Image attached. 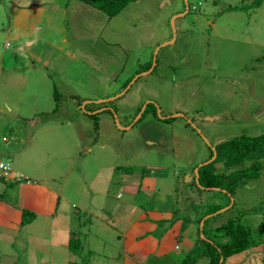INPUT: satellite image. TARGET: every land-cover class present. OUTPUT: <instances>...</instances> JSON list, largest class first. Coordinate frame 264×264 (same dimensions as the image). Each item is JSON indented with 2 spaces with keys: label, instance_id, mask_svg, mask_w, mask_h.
Returning <instances> with one entry per match:
<instances>
[{
  "label": "rangeland",
  "instance_id": "obj_1",
  "mask_svg": "<svg viewBox=\"0 0 264 264\" xmlns=\"http://www.w3.org/2000/svg\"><path fill=\"white\" fill-rule=\"evenodd\" d=\"M4 3L12 8L13 1ZM188 3L189 12L175 21V41L162 46L173 39L172 19L186 10L185 0H140L130 3L114 18L76 2L78 6L70 11L67 27L70 43L84 53L77 58L85 68L81 76L85 86L77 88L80 99L75 103L60 92L62 100L55 112L53 93L59 92L61 84L52 81L58 72L52 67L39 69L36 78L45 74L38 83L47 79L49 88L40 93L38 86L39 98L30 106H21L10 114L8 107L0 110V161H9L12 173L18 176L23 173L33 181L48 179V184L63 191L65 198L63 202L57 199V204L62 202L64 208L70 209L62 219L64 226L71 218L72 229H77L76 217L87 204L97 212L92 214L94 219L85 216L88 222L82 230L83 249L80 253L72 251L76 256L72 260L67 258L73 254L61 249L51 259L55 240L44 218L18 230V235L13 234L14 229L3 233L4 226L0 225V264H133V250L127 248L131 241L125 236L128 226L118 218H111L109 224L98 210L107 205L105 191L110 197L125 199V178L130 177L132 183L128 185L137 193L141 184L138 177L144 168H150L153 174L155 167L169 170L165 179H158V192L159 200L170 203L172 208L151 212L160 218L158 237L147 235L146 240L152 241L158 253L161 241L176 256L174 262H181L193 248L200 227L198 217L224 203L226 194L234 195L236 205L230 207V202L211 211L208 215L217 214L212 220L214 226L241 215L243 222L264 228V157L261 175L248 181L243 176V185L234 193L220 187L203 191L195 177V169L212 151L209 144L218 146L242 136L264 134V3L258 9L244 8L251 0ZM65 29V25L52 28V37L58 43L64 41ZM159 46L154 70L126 90L132 79L152 66ZM62 60L66 68L74 64L73 58ZM10 79V83H16ZM21 85L23 82H17V87ZM113 96L118 98L108 102L111 112L108 109L94 114L97 116L89 114L100 110L98 101ZM148 101L151 102L143 116L131 126ZM158 109L164 116L179 110L195 127L182 117L164 120L157 114ZM16 151L21 153L16 155ZM61 158L63 164L57 168ZM212 163L215 170L227 175L236 169H228L222 161L209 164ZM194 179L201 188L194 185ZM76 184L81 189L86 187L83 197L70 192ZM7 187L8 183L0 179V192ZM253 208L256 211L245 212ZM28 251L43 255V260L36 256L31 260L22 258ZM250 252L257 254L253 248ZM260 252L264 259V244ZM15 255L21 258L14 260ZM156 260L159 263L165 259L154 257L151 264ZM207 262L208 258H203L198 264Z\"/></svg>",
  "mask_w": 264,
  "mask_h": 264
},
{
  "label": "crops",
  "instance_id": "obj_2",
  "mask_svg": "<svg viewBox=\"0 0 264 264\" xmlns=\"http://www.w3.org/2000/svg\"><path fill=\"white\" fill-rule=\"evenodd\" d=\"M6 1L8 0H0V110L5 111V108L8 107V113L10 114L14 110L20 109L21 106L27 107L36 101L39 98L37 87L40 86V93L49 88L47 79H42L38 83V78L45 73L39 75L37 78L36 74L39 69L49 67H52V71L58 72V74L56 73L58 77L53 79L52 82H55V85L57 83L61 84L60 88L57 87L59 89L58 93L52 92L53 96H56L57 102L54 111L58 110V106L62 100L60 92H63L62 94L67 99L70 98L75 103H78L80 98L77 94V88L85 86V81L81 79V76L85 75V68L78 64L77 58L84 56V53L80 51L79 47H73L70 43L67 26L70 24V11L75 5L78 6L76 2L79 1L42 0L35 2V0H10L13 1L11 9L5 5L4 2ZM57 25H65L66 28L65 33L62 34L64 37L62 43H58L52 37L53 32L51 30ZM63 57L73 58L74 64L68 65L70 68H66L64 62H62ZM29 63L32 64L31 67ZM90 71L93 72L92 69ZM9 79L15 80L16 83H10ZM17 82H23V85L17 87ZM31 90L34 91L32 92ZM156 143V141L151 142L154 145ZM20 153V151L15 152L16 155ZM62 159L57 163V168ZM145 169L148 171L147 174L144 173ZM149 169L144 168V171L138 177V181L141 184L137 193L136 191L134 192V188H130L128 185L132 183L130 177L123 179V185L126 187L124 200L108 196L104 189V199L106 201L104 203L107 205L99 208L98 211L101 210L100 212L103 213V219L102 217L100 219L106 220L111 224V218H118L122 221V225L128 226L125 230V236L126 238H130L131 243L127 248L133 250L135 258L133 261L129 260L130 262L132 261L131 263L151 264V260L154 257L165 259L160 260L159 263V260H156L155 264L177 263L174 262L176 256L169 249L165 248L161 241H159L158 248L160 249V253H158V250L151 246L152 241L146 240L147 235L150 238H152V235L155 238L158 237L156 233L158 232L160 218L151 215V212H165L172 208L170 203L159 200L160 195L158 192V179H165L169 170L164 167H155V173L153 174L149 172ZM30 172L33 173L32 171ZM26 174L30 176L28 173ZM14 176H16L15 173ZM47 181L48 179L45 181L35 179L34 181L30 180V182L12 180V183L5 181L8 183V187L6 190L0 192V225L4 226L2 228L3 233L7 234L11 229H14L16 232L13 234L18 235V230L23 231L25 226L37 222L39 218H44V225L46 224L55 240L54 245L56 248L51 253L52 256H50L51 259H55L59 249L64 253L73 254L69 249V239L70 233L75 229H72L71 218L65 226L62 224V219L70 211L68 207L64 208L62 205L65 194L62 190L48 184ZM72 181L75 180L73 179ZM64 188L66 191L69 190V187L66 188L65 185ZM84 189L86 187L82 186L81 189V186L76 184L70 188V192L75 193L78 197H83L86 191ZM141 190L146 191L147 195L141 193ZM7 192L8 194H6ZM98 192L101 193V189ZM57 199L62 200L61 205L60 203L57 204ZM91 206V204H87L83 210V212L85 211L89 214L80 212L76 217V221L78 222L76 226L79 225L81 221L79 218L82 215L84 217L90 215V219H94L92 214H96L97 210ZM147 206L148 211H145ZM24 210H29L35 214L32 222L27 224L22 223ZM38 223L40 224V222ZM133 223L140 226L134 228L132 226ZM55 229L60 230L55 232ZM254 249L257 254H252L249 250L236 256L240 257V260H229L228 263L264 264V259L260 252L262 248L256 247ZM74 255L69 256L67 259L72 260L76 257ZM32 256L43 260V255L30 253L29 251L22 258L30 259ZM20 258L21 255H15L14 260H19ZM45 260H48V258L45 257Z\"/></svg>",
  "mask_w": 264,
  "mask_h": 264
},
{
  "label": "trees",
  "instance_id": "obj_3",
  "mask_svg": "<svg viewBox=\"0 0 264 264\" xmlns=\"http://www.w3.org/2000/svg\"><path fill=\"white\" fill-rule=\"evenodd\" d=\"M78 1L91 5L100 11H103L106 15H108V17L114 18L118 16L130 3L140 0ZM263 3L264 0H251L250 5H245L244 8L258 9ZM146 68L147 67L144 69ZM147 107L145 111L147 110ZM177 112H179V110H177ZM90 115L94 114L91 113ZM216 151V161H222L228 169L233 167H236V169L229 173L230 175H227L225 172L215 170L213 168V163L202 166L200 168L199 185L203 186V191H216L211 187H220L221 189H227L229 192L234 193L240 186L243 185V183H241L243 176H245V179L248 181L253 178H258L261 175V160H263L261 158L264 157V134L256 137L242 136L232 139L216 146ZM212 155L213 151H211L208 159L206 160H209ZM249 162H251L250 166H248ZM245 163H247L246 167L242 168ZM10 183H12V179L10 180ZM194 185L201 188L195 182V179ZM231 195L234 197L233 194ZM230 202L231 198L226 194L225 202L217 205L218 207L215 205L210 212H215L223 206L229 205ZM234 205H236V202ZM252 211H256V209L253 208L245 210V212ZM210 212L207 210V212H205L202 216H199L197 221L198 224H200L201 220H203ZM214 216L206 219L205 221L203 228L204 237H201L200 227H198V238L189 254L186 255L181 262L173 264H198L203 258H208L207 264H219L221 257H224L222 264H229L228 262L231 258L252 250V248L254 249L256 247H260L263 249L264 228L262 226L253 227L247 223V220L243 222V217L241 215L234 216V218L229 217L230 219L228 218L224 223L214 226V221L212 222ZM34 218L35 214L31 211H23V224L32 222ZM80 219L81 221L79 222L78 228L70 233L69 249L71 252L73 251V253H79L81 249H83L82 230L85 226H87L84 224L88 221L85 220L83 215L79 218V220Z\"/></svg>",
  "mask_w": 264,
  "mask_h": 264
},
{
  "label": "water",
  "instance_id": "obj_4",
  "mask_svg": "<svg viewBox=\"0 0 264 264\" xmlns=\"http://www.w3.org/2000/svg\"><path fill=\"white\" fill-rule=\"evenodd\" d=\"M185 2H186V10H185L183 13L176 14V15L173 17V19H172V26H173V29H174V36H173V39L170 40V41L164 42V43L162 44V46H163V45L170 44V43H172V42L175 41V39H176V33H177V32H176V27H175V21H176V19H177L178 17H182V16H184L185 14H187V13L189 12L188 0H185ZM160 48H161V46H159V47L156 49V51H155V56H154V58H153V65L151 66V68H150L149 70H146V72H145L143 75H138V76H136L134 79H132L126 90H128V89L134 84V82H135L138 78H140L141 76H144V75H146V74H149V73H151V72L154 70V68H155V66H156V64H157V55H158V51L160 50ZM126 90H125V91H126ZM125 91H124V92H125ZM117 98H118V96H113V97H110L108 100H107V99H102V100H100V101H98V102L101 103V104H102V103H108L109 101H111V100L113 101V100H115V99H117ZM150 102H151V101H148V102L143 106V108H142V112H141L140 116H139L137 119L134 120V122L131 124V126H132L135 122H137V121L139 120V118H141L143 112L145 111V108L147 107L148 103H150ZM153 103H154V102H153ZM154 104H155V103H154ZM84 109H85V108H84ZM108 109H109V108H103V109L96 110V111H94V112H89V113H93V114H95V113H97V112H99V111H102V112H103V111L108 110ZM85 110H86V109H85ZM109 110H110V109H109ZM113 111H114V110H113ZM157 114L159 115L160 118H162V119H164V120H166V119H168V118H171V117H182V118H185L186 121H187L188 123L193 124V121H192L191 119L187 118L186 115H185L184 113H182V112H175V113H173V114L165 115V116H164V115L161 114V110L158 109ZM115 117H116V120H117V116H116V115H115ZM117 122H118V121H117ZM193 126L195 127L194 124H193ZM129 128H130V127H129ZM209 146H210L211 150L213 151V155H212V157H211L209 160H206L205 162H202V163H201V164L195 169V177H196V181L198 182V184H200V181H199L200 168H201L202 166H204V165H207V164L213 162V161L216 160V158H217L216 146H212V145H210V144H209ZM213 189L218 190V189H220V188H213ZM230 196H231V206H230V207H232V205L234 204V198L232 197V195H230ZM230 207H228L227 209H229ZM227 209H226V210H227ZM226 210H224V211H226ZM222 211H223V210H222ZM222 211H220L219 213H221ZM214 215H217V214H212V215L205 216L204 219L201 220V222H200V232H201V235H203V228H204V225H205V221H206V219H208V218H210V217H212V216H214ZM203 236H204V235H203ZM223 261H224V257H221V260H220V263H219V264H222Z\"/></svg>",
  "mask_w": 264,
  "mask_h": 264
},
{
  "label": "built area",
  "instance_id": "obj_5",
  "mask_svg": "<svg viewBox=\"0 0 264 264\" xmlns=\"http://www.w3.org/2000/svg\"><path fill=\"white\" fill-rule=\"evenodd\" d=\"M0 179L5 181H10L11 179L25 180L27 182L30 181L28 178L26 179L23 174L14 177V173H12V165L9 161H0Z\"/></svg>",
  "mask_w": 264,
  "mask_h": 264
},
{
  "label": "flooded vegetation",
  "instance_id": "obj_6",
  "mask_svg": "<svg viewBox=\"0 0 264 264\" xmlns=\"http://www.w3.org/2000/svg\"><path fill=\"white\" fill-rule=\"evenodd\" d=\"M188 5H189V3H188ZM152 65H153V64H152ZM150 68H151V67H150ZM150 68H149V69H150ZM149 69H148V70H149ZM138 79H139V78H138ZM138 79H137V80H138ZM137 80H136V81H137ZM136 81H135V82H136ZM135 82H134V83H135ZM93 102H94V101H91V103H93ZM109 104H110V103H103V104L98 105L97 108H99V107H100V109L107 108V107H110ZM85 109H86V107H85ZM98 110H99V109H98ZM173 112H174V111H173Z\"/></svg>",
  "mask_w": 264,
  "mask_h": 264
},
{
  "label": "clouds",
  "instance_id": "obj_7",
  "mask_svg": "<svg viewBox=\"0 0 264 264\" xmlns=\"http://www.w3.org/2000/svg\"><path fill=\"white\" fill-rule=\"evenodd\" d=\"M18 175L14 176V177H17ZM13 180H16V179H13Z\"/></svg>",
  "mask_w": 264,
  "mask_h": 264
}]
</instances>
